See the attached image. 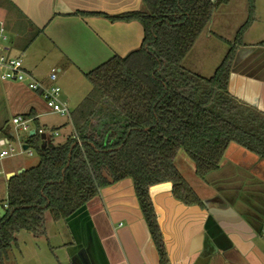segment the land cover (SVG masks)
Masks as SVG:
<instances>
[{
  "label": "trees",
  "instance_id": "trees-1",
  "mask_svg": "<svg viewBox=\"0 0 264 264\" xmlns=\"http://www.w3.org/2000/svg\"><path fill=\"white\" fill-rule=\"evenodd\" d=\"M227 2L142 0L141 9L118 14L80 12L111 21L138 20L143 40L85 74L91 89L70 112L73 133L64 142L53 144L38 131L21 140L39 161L7 179L0 264H6L18 232L44 235L46 213L54 221L85 215L102 187L125 178L132 179L160 264H169L151 187L171 183L177 200L202 205L175 164L179 151L186 152L201 178L220 167L232 142L264 160V114L240 106L228 90L256 0H248V19L212 76L183 65L215 10ZM10 131L5 128L3 135L11 141Z\"/></svg>",
  "mask_w": 264,
  "mask_h": 264
},
{
  "label": "crops",
  "instance_id": "crops-1",
  "mask_svg": "<svg viewBox=\"0 0 264 264\" xmlns=\"http://www.w3.org/2000/svg\"><path fill=\"white\" fill-rule=\"evenodd\" d=\"M9 1L0 0V20L4 22L7 34L12 36L5 44V52L25 56V68L45 85L51 84L50 72H43L40 66L49 58L50 71L52 68L58 70L57 83L62 88V99L68 107L72 106L70 112L91 89L86 73L116 55H126L138 48L143 40V26L138 20L111 21L101 15L80 13L118 14L141 9L142 0ZM240 2L238 12L235 7V12L229 9L232 0L215 10L188 55L194 54L201 41L232 42L233 35L249 15L248 0ZM258 23L264 24V0H256L255 17L243 35L244 42L237 48L229 86L231 95L240 106L264 114V34L248 38L252 34L250 30ZM224 30L230 36H224ZM39 39L47 49L45 54L38 55L37 60L31 62L30 46ZM18 49L22 54L16 53ZM184 67L206 75L203 68L186 64ZM53 113L59 112L47 106L39 91L31 90L23 82L0 77V146L5 144L2 143L4 140L10 143L18 140L20 127L12 121L15 116L30 115L27 118L30 131L35 129L33 123L46 130L50 126L43 120ZM7 127L14 140L3 135ZM241 148L232 142L220 167L205 178L198 177L194 167L192 174L196 177L191 176L192 184L176 165L202 205H187L177 200L172 194L171 183L151 187L150 195L169 264H264V161ZM21 154L23 152L17 155ZM182 163L189 164L185 156ZM30 166L33 165L23 158L6 163V188L10 172ZM0 200L1 215L7 196ZM49 220L46 213L45 234ZM56 222L65 226L72 237L63 242L69 264H160L131 179L102 187L99 195L87 203L85 215ZM20 234L21 231L16 234V246Z\"/></svg>",
  "mask_w": 264,
  "mask_h": 264
},
{
  "label": "rangeland",
  "instance_id": "rangeland-1",
  "mask_svg": "<svg viewBox=\"0 0 264 264\" xmlns=\"http://www.w3.org/2000/svg\"><path fill=\"white\" fill-rule=\"evenodd\" d=\"M241 5L242 2H240V0H232L229 9L232 11L236 9V12H238ZM233 7H235L234 10ZM231 16L233 17V15ZM233 18H235V16ZM237 32L232 37V43L236 40ZM250 33L252 34H249V39H254L258 38V36H262V34H264V24H256L252 27ZM222 34H224V36L226 37L230 36V34L226 30H224ZM8 36L9 37L7 39H1L0 42L2 43V45H5L11 41L12 36L9 33ZM243 42L244 40L242 38V43ZM30 47L31 48L29 51L32 57L31 62H35L38 58V55L40 56L45 54V51L47 49L46 45H44L41 39L34 42V44ZM198 47L199 48H197V50L193 52L194 54H189L187 56V59L184 63L189 66L194 65L196 68H203V71L206 74L205 76L210 77L214 74L217 66L225 57L230 44L224 40L214 39L212 41L209 40L208 42L204 43L201 41ZM27 49L28 48H26L25 50L28 51ZM16 53L22 54L20 49H18ZM24 59L25 56H23V60ZM50 65L51 60L47 58L46 61L41 64L40 69L43 72L49 73L51 68ZM69 108H72V106ZM43 122H46V124L50 126L48 129H46V131L49 142L51 141L53 144L64 142L67 137L73 133V126L67 114L53 113L46 116ZM32 127L37 128L34 123L32 124ZM53 132H55V134L53 135V139L50 140L52 138L51 134ZM17 134L19 137L18 140L12 142L10 145L6 143L0 146V152L2 151L1 149H6L10 152L9 155L0 157V198H5L7 196V188L4 184V165L6 163L19 158H23V160L31 165H35L39 161V156L33 150L32 155H29L27 152H23L21 156L17 155L18 152H21V150L23 149V142L21 140H26L28 137V133L27 131L19 128L17 130ZM21 137L23 139H20ZM234 145L238 144L234 143ZM11 148H13L14 150H11ZM241 149L242 151H244L243 148ZM183 156L186 157V160L189 163L188 165L182 163ZM175 163L176 165H178L186 179L192 184L194 181L193 179H191V176L196 177L194 176L195 174H192V170L194 169L195 165L184 150H181ZM194 179L195 181H197V178ZM47 217L48 220L50 219L47 224V234L35 236L34 234L26 230H22L18 238V246H16L15 244L13 245L12 250L9 252V257L6 260V264H59V262L62 264L70 263L67 247H65L63 244L64 241L68 242L70 241V239H72L71 235L69 234V230L65 226H60L59 222L54 221L49 213H47Z\"/></svg>",
  "mask_w": 264,
  "mask_h": 264
},
{
  "label": "built area",
  "instance_id": "built-area-1",
  "mask_svg": "<svg viewBox=\"0 0 264 264\" xmlns=\"http://www.w3.org/2000/svg\"><path fill=\"white\" fill-rule=\"evenodd\" d=\"M8 34L4 25V22L0 20V41L1 39H7ZM6 47L0 42V77L4 80H13L25 83L31 90L39 91L41 96L45 100L47 106L54 112H59L61 114H67L70 116V109L67 103L62 99V88L57 83L58 70L57 68H52L49 74L51 80L50 85H45L40 80L36 79L34 75L28 71L24 66V60L22 55L12 56L5 52ZM5 52V53H4ZM13 123L20 127L22 130L27 131L30 135V125L29 119L24 118L21 115H17L12 119ZM35 133H45L47 136V131L43 128L33 129ZM53 132L51 135H54ZM20 139H23L22 137ZM2 143L9 145L11 144L8 140L2 141ZM23 148V147H22ZM11 150H14L11 148ZM21 152H27L32 154V149H22ZM10 152L6 149L0 152V157H5L9 155ZM7 207V204H5Z\"/></svg>",
  "mask_w": 264,
  "mask_h": 264
},
{
  "label": "water",
  "instance_id": "water-1",
  "mask_svg": "<svg viewBox=\"0 0 264 264\" xmlns=\"http://www.w3.org/2000/svg\"><path fill=\"white\" fill-rule=\"evenodd\" d=\"M230 76H232V73L230 74ZM229 80H230V79H229ZM228 90H229V93L231 94V93H232V91H231V86L228 87ZM29 134H30V135L35 134V131L32 130V131H30ZM41 137H42V139H46L47 136H46L45 133H43ZM43 147H45V144H43ZM23 148H24V149H28V148H29L28 144H23ZM24 170H25V168L22 167V168L18 169L17 172H10V173L8 174V178L11 177V176H13V175H15V174H20V173H22ZM109 179H110V181H112L111 178H109ZM125 179H126V178H125ZM128 179H131V178H128ZM131 180H132V179H131ZM5 212H6L5 209H3V212H2L1 215H0V218H2V217L5 215Z\"/></svg>",
  "mask_w": 264,
  "mask_h": 264
},
{
  "label": "flooded vegetation",
  "instance_id": "flooded-vegetation-1",
  "mask_svg": "<svg viewBox=\"0 0 264 264\" xmlns=\"http://www.w3.org/2000/svg\"><path fill=\"white\" fill-rule=\"evenodd\" d=\"M81 257V255H79Z\"/></svg>",
  "mask_w": 264,
  "mask_h": 264
}]
</instances>
